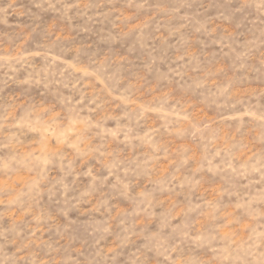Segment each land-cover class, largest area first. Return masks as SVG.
I'll list each match as a JSON object with an SVG mask.
<instances>
[{"label": "rangeland", "instance_id": "rangeland-1", "mask_svg": "<svg viewBox=\"0 0 264 264\" xmlns=\"http://www.w3.org/2000/svg\"><path fill=\"white\" fill-rule=\"evenodd\" d=\"M0 264H264V0H0Z\"/></svg>", "mask_w": 264, "mask_h": 264}]
</instances>
